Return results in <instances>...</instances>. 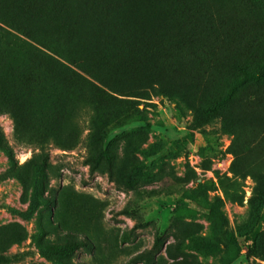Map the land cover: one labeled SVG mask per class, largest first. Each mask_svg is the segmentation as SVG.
Segmentation results:
<instances>
[{"label": "rangeland", "instance_id": "374dc122", "mask_svg": "<svg viewBox=\"0 0 264 264\" xmlns=\"http://www.w3.org/2000/svg\"><path fill=\"white\" fill-rule=\"evenodd\" d=\"M168 4L197 12L188 24L171 21ZM75 5L90 24L69 34L78 53L107 81L136 90L59 86L68 70L25 51L55 89L35 93L30 78L17 128L0 107V245H8L0 253L15 256L8 264H264V78L209 112L264 67V0ZM99 53L102 62L92 58ZM58 122L61 136L31 140ZM69 134L72 146H61ZM16 224L23 238L11 243L5 236ZM60 228L90 246L54 254L46 244L64 243Z\"/></svg>", "mask_w": 264, "mask_h": 264}, {"label": "trees", "instance_id": "16d2710c", "mask_svg": "<svg viewBox=\"0 0 264 264\" xmlns=\"http://www.w3.org/2000/svg\"><path fill=\"white\" fill-rule=\"evenodd\" d=\"M88 2V0H83ZM83 5H81L80 11ZM166 12L164 14L171 17V21L175 18L181 17L182 22L188 24L191 17L196 15L197 8L195 7H181L174 9L171 4L165 6ZM76 11L75 0H0V107L6 106L8 112L11 113L16 121V128L18 127L20 114L26 109L29 99L25 98L26 88L33 79L35 93L41 92L44 89L51 87L49 90L55 89L53 80L44 73L41 77L37 76L33 67L38 66L42 69L41 63L28 64L27 54L25 51L35 52L38 55L43 54L54 59L57 64L65 67L66 79L57 85L63 86L69 84L81 93L99 92L100 86L106 89L119 90L121 92H132L136 89H131L126 83L116 84L115 82L107 81L105 77L100 74L101 69L91 68L88 64V59L80 55L74 44V37H69L73 29H79L80 25L89 26V23L82 21L83 11L80 15H75ZM161 15V13H160ZM60 23L66 33L64 42L61 43L57 39L60 36L58 29ZM100 23H93L91 25L98 26ZM156 31L151 27L147 28L148 37L150 34H155ZM97 62L104 60L101 53L92 55ZM71 64L69 67L64 62ZM32 73V74H31ZM264 78V67L245 74L231 86V89L221 99H219L211 108L212 114L217 111L230 100L232 93L242 84L251 80H259ZM58 88V87H57ZM135 88V87H134ZM88 94V95H89ZM138 94L142 98H147L148 93ZM136 96V95H131ZM88 104L95 105L92 102ZM97 109L98 106L95 105ZM60 123L52 129L46 130L51 134L46 133L45 130L37 129L36 134L32 135L37 144L45 145L47 139L52 136H61L59 129ZM2 135L0 133V140ZM58 140L65 141L61 146L70 147L75 138L73 135L60 137ZM60 227V226H59ZM57 226V228H59ZM61 229V228H60ZM1 233V230H0ZM61 237L64 243H47L46 246H51L54 254L64 255L74 253L82 247H89L90 243L83 239H76L70 230L61 229ZM22 229L18 224L10 228L5 236V240L13 243L22 239ZM234 239V238H233ZM8 246V245H7ZM6 246V247H7ZM0 245V249L6 248ZM15 256L0 253V264H8L14 260ZM173 264H177L173 263Z\"/></svg>", "mask_w": 264, "mask_h": 264}]
</instances>
